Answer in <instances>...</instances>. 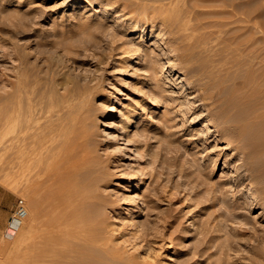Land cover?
Segmentation results:
<instances>
[{
	"label": "rangeland",
	"instance_id": "1",
	"mask_svg": "<svg viewBox=\"0 0 264 264\" xmlns=\"http://www.w3.org/2000/svg\"><path fill=\"white\" fill-rule=\"evenodd\" d=\"M209 2L199 0L209 5L199 18L211 24L210 44L230 48L232 78L260 74L240 87L247 93L254 87L260 97L264 25L233 14L226 36L223 18L210 11L223 2ZM144 3L149 0H0V109L11 84L25 78L22 108L32 115L15 121L16 132L51 129L64 157L93 163L104 241L115 256L108 264H264V182L255 180L264 153H246L213 102L215 83L188 72L191 63L181 62ZM26 70L39 72L33 80ZM0 125L1 137L12 134ZM1 137L0 264H51L40 258L49 214L41 205L45 185L34 187L32 180L26 188L22 160L9 161ZM21 199L28 215L11 229Z\"/></svg>",
	"mask_w": 264,
	"mask_h": 264
},
{
	"label": "bare ground",
	"instance_id": "2",
	"mask_svg": "<svg viewBox=\"0 0 264 264\" xmlns=\"http://www.w3.org/2000/svg\"><path fill=\"white\" fill-rule=\"evenodd\" d=\"M203 1L211 2L217 0H203ZM220 1L223 2V5L221 6L219 4L220 7L218 6L213 10L210 9V11L211 13H213V15L214 14L220 15L218 16V18L220 17L223 18L219 21L221 23V26L223 25L222 27L224 26L227 27L224 30L225 32L223 31L224 34L230 31L228 25L230 26L231 23L230 20L231 17H233V14L236 16L247 17L249 21H253V19L256 18L255 23H258L261 26V28L263 27L264 25V15L262 13V8L264 3L263 0H220ZM127 4L128 6L130 5L129 3ZM202 5L205 7L209 6L208 3L207 6L202 3L200 5L199 0H149V3L143 4L145 9L150 10V12L153 14L152 15L153 19L155 20V18H158L159 21H161L160 24H162L164 28L169 32L168 40L170 41L171 46L172 45L174 46V50L177 53L176 55L180 58L181 62H183L184 60V59L182 60V57H185V61L187 60L188 62L191 63V67L188 69V72L193 73V75L197 76L199 81L202 82L205 81L203 84H207L208 81H213L215 83L214 88H216L217 91L215 94L211 95V97L212 96L214 97L213 102L220 105L222 112L221 114H223L224 120L227 123H229L228 125L229 128H231L233 131H236L237 138L242 143V145L245 146L244 148L246 149V153L260 155L264 153V98H263L264 92L263 95L261 94L260 96L261 98H260L257 97L258 96L257 94L259 92L256 94L254 93L255 92L254 87H253L254 92L252 91L250 93H247L246 91L247 89L245 90L246 92L244 91L242 92L240 90V87H242L243 83H248L249 82L248 80L253 79V77L255 80L257 77H259L260 74L253 75V77H251L252 74L248 75L247 77H249L250 79L245 77V79H243L245 82L242 80V78L239 75H233V78L231 77V74L234 72L232 70L230 73V69H229L232 62L229 59V55L231 54L227 55L230 48L229 49L225 48L227 47L226 44L225 45L221 44L222 46L223 45L225 46L223 48L216 47L217 46L216 44H210L212 41H214L215 38H212L214 37L212 36V31H208L210 29L206 30V28H209L211 24L206 23V21L203 22L199 18L200 13H202V11L204 12V10L201 9ZM206 11L207 9L205 10V12ZM192 20H194L193 24L188 26L189 22ZM187 22L188 24H186ZM215 32L216 33L219 32L218 29L217 31L214 30V33ZM199 38L200 40H198ZM224 39L226 41L229 38L228 39L224 38ZM224 39H222V41ZM234 49H236V47ZM246 52L247 50L245 51V53ZM243 55L245 56V54ZM21 60H23L22 61L23 66L29 64L27 62L26 63L24 62L25 59H21ZM256 63L258 64V62ZM18 65L22 66L21 64ZM27 66L28 65H26V67ZM259 67L262 68L263 66L259 65L258 68L256 69L259 70L260 69ZM35 68L38 69L37 66ZM22 69H24L25 71V68L23 67L19 69V75L21 76L23 75V73H25V72L22 73ZM27 71L29 70H26V72ZM35 71L39 72L37 70ZM29 72H27L28 75ZM46 74L49 75V73ZM50 74L52 75V72H50ZM31 75H29V77H31ZM50 76L48 77L50 78ZM22 78L19 77L18 79L19 81L17 83H12L11 84L12 89L10 91H7L4 95L8 103L7 104L5 103L6 104L5 108L0 109V113L2 112L3 114L6 115L5 119L2 118L0 119V124H6L8 126L7 128L9 130L11 129L9 132L12 134L10 136L9 134H7L5 137L4 136L2 137L0 136V137L6 140L9 146V149H7L5 152L6 155L8 156V159L18 158L17 159L18 161L20 158L22 160L23 164L21 170L23 173V180L26 188H30L31 182H33L32 180H34L33 183L34 187L35 184L45 185V188L40 189L41 192L38 191L39 189L36 190V193L37 192L42 193V190H44L43 192L44 196L41 197H45V198L42 199L44 201H41L42 202L41 205L45 203L44 205H46V209L49 212L48 216L44 218L45 221H47L44 222L47 223L48 228L46 230L45 238H43L45 241L42 243L43 244L41 249L42 253L40 258L41 260L46 258L51 264H108V259L115 258V256H112L110 254L108 244L107 242L104 241V236H103L104 219L102 218L101 209L98 207V203H102L101 202L102 197L99 198L100 195L96 189L97 178L94 177L91 173L92 168H90V166L93 165V163L88 160L81 161L80 159H76L74 157H71L70 155H68L70 157H64L65 154L62 150V145L55 144L54 141H52L54 136L52 134L53 130L51 129L48 132L46 131L47 133H42L41 131L39 132L37 129L34 130L33 132H30L32 130L31 129L28 132L27 130L29 129H27V127H23V128H19V130L16 132V129H14L15 121L17 119L20 120L21 118H27L31 114V111L29 114L25 112V110L22 108L26 102L25 91H27L30 86L29 82L27 81L26 83L28 84H26L24 81L25 78L24 79ZM34 78L31 77V79L33 80ZM222 78L225 79L226 82H222L220 80ZM39 79L37 78V81ZM230 80L232 81V83L227 84V82L228 81L230 82ZM8 82L11 83L10 79ZM10 83L8 84L10 85ZM249 83H251V80ZM197 85H199V83ZM232 88L234 89L233 92H232L233 90ZM242 88H243L242 90L245 89L244 87ZM249 88L251 91L252 87ZM38 94H40V92ZM40 97L41 96L38 95V98ZM37 101H40V103L43 102V100L42 102L41 100H37ZM49 107H51V104ZM50 116L51 115H49V117ZM37 117L40 116L37 115ZM88 154L89 155H87V159H90L91 158L90 155L92 153L91 154L88 153ZM80 156L81 155H79V157ZM89 156L90 158H88ZM83 157L84 156L80 158L82 159ZM94 158H95L94 160L96 161L97 160L96 157ZM100 158L101 157H99V159ZM259 163H262L260 164L261 169L256 168L257 171L259 170V174L257 176L255 175L256 177L255 180L257 179L258 183H262L264 182V160L263 162L260 161ZM97 174L99 173H96V175ZM34 190L35 189L33 188V191ZM40 243L39 245H41ZM39 249L40 248H38V251ZM37 259L39 260L38 257Z\"/></svg>",
	"mask_w": 264,
	"mask_h": 264
},
{
	"label": "built area",
	"instance_id": "3",
	"mask_svg": "<svg viewBox=\"0 0 264 264\" xmlns=\"http://www.w3.org/2000/svg\"><path fill=\"white\" fill-rule=\"evenodd\" d=\"M27 215H28V210L26 204L24 200L21 199L19 200L15 212L11 217L10 228L13 229L18 227L22 223V221L27 217Z\"/></svg>",
	"mask_w": 264,
	"mask_h": 264
}]
</instances>
